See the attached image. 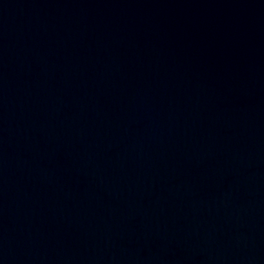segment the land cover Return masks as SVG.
<instances>
[{"label": "water", "instance_id": "water-1", "mask_svg": "<svg viewBox=\"0 0 264 264\" xmlns=\"http://www.w3.org/2000/svg\"><path fill=\"white\" fill-rule=\"evenodd\" d=\"M0 264H264V0H0Z\"/></svg>", "mask_w": 264, "mask_h": 264}]
</instances>
